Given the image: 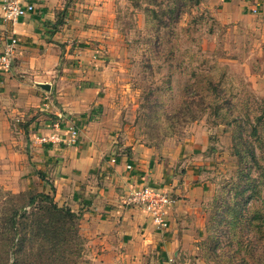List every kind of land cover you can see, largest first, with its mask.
<instances>
[{
  "label": "rangeland",
  "instance_id": "374dc122",
  "mask_svg": "<svg viewBox=\"0 0 264 264\" xmlns=\"http://www.w3.org/2000/svg\"><path fill=\"white\" fill-rule=\"evenodd\" d=\"M244 1L110 0L98 9L102 33L91 53L113 65L104 85L106 117L95 127L107 133L109 154L132 153L136 143L163 150L185 142L201 150L180 158L207 184L205 234L188 264H264V1L256 13ZM10 119L23 141L29 123ZM18 147L15 155L0 141V264H37L46 253L38 259L31 244L18 251L20 241H12L11 214L29 209L31 196L18 191L22 181L12 168L31 147ZM82 219L67 225L57 264H102ZM18 221L20 232L32 226ZM77 229L82 237L74 240L70 231Z\"/></svg>",
  "mask_w": 264,
  "mask_h": 264
},
{
  "label": "crops",
  "instance_id": "0c3cea01",
  "mask_svg": "<svg viewBox=\"0 0 264 264\" xmlns=\"http://www.w3.org/2000/svg\"><path fill=\"white\" fill-rule=\"evenodd\" d=\"M30 1L35 11L11 21L3 19L0 4V52L11 37L19 40L12 67L0 71V141L15 155L18 144L22 152L31 147L12 165H17L13 177L22 181L18 191L41 185L39 192H55L59 205L81 212L85 233L95 249L98 246L94 259L102 264H159L168 255L188 264L205 234L202 197L207 184L195 164L185 160L182 166L180 160L201 150L185 142L163 150L136 143L132 153L109 154L111 144L97 117H106L104 85L113 64L93 58L91 52L99 47L96 41L102 33L98 9L110 0ZM261 1H244L242 7L253 11ZM83 41L91 47L81 45ZM12 116L29 123L23 141L13 133ZM74 126L80 137L69 143ZM51 134L60 135L61 142L41 141ZM144 184L169 190L177 198L165 232L126 202L129 192Z\"/></svg>",
  "mask_w": 264,
  "mask_h": 264
},
{
  "label": "trees",
  "instance_id": "16d2710c",
  "mask_svg": "<svg viewBox=\"0 0 264 264\" xmlns=\"http://www.w3.org/2000/svg\"><path fill=\"white\" fill-rule=\"evenodd\" d=\"M52 189L54 192V188ZM29 191L31 196L29 197L28 206L30 208L28 209L26 206H23V208L15 209L11 214V222L15 228L12 241H20L18 251L25 250V243L31 244L29 251H32L30 252V255H33V257L38 256V259H43L42 256L46 253L44 256L47 261L42 262L38 260L36 262L37 264H57L60 251L62 249L61 247L65 239L64 232L66 231L67 225L69 222L79 220L81 214L71 210L70 206L69 208L67 205H59L55 200V192L47 193L42 191ZM31 207H33L32 210ZM21 217L30 219L32 221V226L29 227L26 225L25 229L20 232L18 228V220ZM27 227L31 229V239L29 238V234L26 229ZM70 233L74 235V240L82 237L78 229L77 231H70ZM37 239H40V241H37ZM46 241L49 242L50 246L46 247L43 244ZM34 249L44 250L42 251V254H40L37 251H34Z\"/></svg>",
  "mask_w": 264,
  "mask_h": 264
},
{
  "label": "built area",
  "instance_id": "2783aa9c",
  "mask_svg": "<svg viewBox=\"0 0 264 264\" xmlns=\"http://www.w3.org/2000/svg\"><path fill=\"white\" fill-rule=\"evenodd\" d=\"M0 4L5 21L27 16L36 9V5L30 0H0ZM253 11L256 13L258 9L255 8ZM18 42L19 40L16 37H11L6 42L3 51L0 52V71L10 70L12 67ZM70 131L67 138L68 142H77L80 137L78 128L71 127ZM61 140L62 138L58 134L42 136L41 138L44 143L61 142ZM128 167H131V165H128ZM126 202L143 210L145 214L152 218L155 227L165 232L170 227V208L177 202V198L169 190L151 184H144L133 188L127 195ZM160 264H179V262L176 256L168 255Z\"/></svg>",
  "mask_w": 264,
  "mask_h": 264
}]
</instances>
